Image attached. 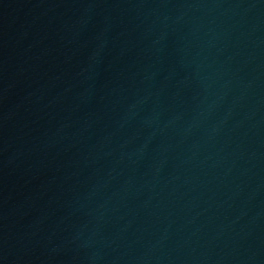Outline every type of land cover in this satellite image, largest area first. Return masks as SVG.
Masks as SVG:
<instances>
[{"label": "water", "instance_id": "obj_1", "mask_svg": "<svg viewBox=\"0 0 264 264\" xmlns=\"http://www.w3.org/2000/svg\"><path fill=\"white\" fill-rule=\"evenodd\" d=\"M0 264H264V0H0Z\"/></svg>", "mask_w": 264, "mask_h": 264}]
</instances>
